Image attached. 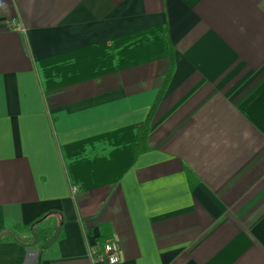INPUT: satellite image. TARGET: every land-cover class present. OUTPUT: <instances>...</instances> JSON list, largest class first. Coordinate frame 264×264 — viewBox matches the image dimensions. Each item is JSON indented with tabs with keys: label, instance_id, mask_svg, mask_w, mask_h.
<instances>
[{
	"label": "crops",
	"instance_id": "obj_1",
	"mask_svg": "<svg viewBox=\"0 0 264 264\" xmlns=\"http://www.w3.org/2000/svg\"><path fill=\"white\" fill-rule=\"evenodd\" d=\"M0 264H264V0H0Z\"/></svg>",
	"mask_w": 264,
	"mask_h": 264
},
{
	"label": "built area",
	"instance_id": "obj_2",
	"mask_svg": "<svg viewBox=\"0 0 264 264\" xmlns=\"http://www.w3.org/2000/svg\"><path fill=\"white\" fill-rule=\"evenodd\" d=\"M74 191H76V187H74ZM90 250L96 263H118L120 261V246L114 238L103 242L95 241L90 245Z\"/></svg>",
	"mask_w": 264,
	"mask_h": 264
},
{
	"label": "trees",
	"instance_id": "obj_3",
	"mask_svg": "<svg viewBox=\"0 0 264 264\" xmlns=\"http://www.w3.org/2000/svg\"><path fill=\"white\" fill-rule=\"evenodd\" d=\"M142 133H143V131H142ZM146 133V132H145ZM54 212H50L47 216L49 217L51 214H53ZM46 216V217H47ZM46 217H44V218H46ZM43 219H40L38 222H36V223H34L33 225H31L30 226V228L32 229V230H35V232L37 233V235H38V237L40 236V237H42L43 238V240L44 241H46V242H49L50 240V238H48L47 237V235H50L49 234V231H47L45 228H43V229H37L36 228V226H37V224L40 222V221H42ZM47 237V238H46ZM101 241V240H100ZM105 241V240H104ZM101 242H103V241H101Z\"/></svg>",
	"mask_w": 264,
	"mask_h": 264
}]
</instances>
